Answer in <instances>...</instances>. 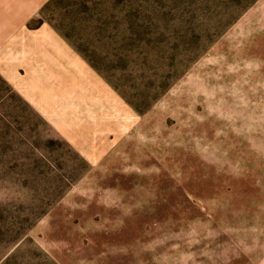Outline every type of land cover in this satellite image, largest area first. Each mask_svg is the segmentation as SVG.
I'll return each mask as SVG.
<instances>
[{
  "label": "rangeland",
  "instance_id": "rangeland-1",
  "mask_svg": "<svg viewBox=\"0 0 264 264\" xmlns=\"http://www.w3.org/2000/svg\"><path fill=\"white\" fill-rule=\"evenodd\" d=\"M9 2L0 264H264V0Z\"/></svg>",
  "mask_w": 264,
  "mask_h": 264
},
{
  "label": "crops",
  "instance_id": "crops-1",
  "mask_svg": "<svg viewBox=\"0 0 264 264\" xmlns=\"http://www.w3.org/2000/svg\"><path fill=\"white\" fill-rule=\"evenodd\" d=\"M10 0H0V5L4 8H0V19L1 18H4V15H5V11H9L10 7H11V4L9 2ZM16 3H15V2ZM34 0H13V11L18 14L20 17L23 16V14L29 10V9H26V8H30L31 6V3L33 2ZM5 21V20H3ZM8 26V24H4L2 27L0 26V29L4 28Z\"/></svg>",
  "mask_w": 264,
  "mask_h": 264
}]
</instances>
